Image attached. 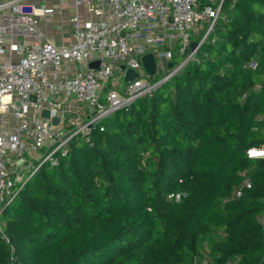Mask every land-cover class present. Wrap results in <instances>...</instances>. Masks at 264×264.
<instances>
[{
	"label": "trees",
	"instance_id": "1",
	"mask_svg": "<svg viewBox=\"0 0 264 264\" xmlns=\"http://www.w3.org/2000/svg\"><path fill=\"white\" fill-rule=\"evenodd\" d=\"M222 15L182 72L40 166L0 264H264V0Z\"/></svg>",
	"mask_w": 264,
	"mask_h": 264
},
{
	"label": "built area",
	"instance_id": "2",
	"mask_svg": "<svg viewBox=\"0 0 264 264\" xmlns=\"http://www.w3.org/2000/svg\"><path fill=\"white\" fill-rule=\"evenodd\" d=\"M72 1L73 41L62 45L43 39L42 7L0 3V57L19 55L0 62V233L6 241L1 215L40 166L57 163L74 138L90 142L105 118L182 72L217 22L226 20L224 0ZM192 41L198 42L194 49ZM148 54L155 59L153 74L143 63ZM95 61L98 68L91 67ZM128 69L138 76L127 80Z\"/></svg>",
	"mask_w": 264,
	"mask_h": 264
},
{
	"label": "crops",
	"instance_id": "3",
	"mask_svg": "<svg viewBox=\"0 0 264 264\" xmlns=\"http://www.w3.org/2000/svg\"><path fill=\"white\" fill-rule=\"evenodd\" d=\"M9 0H0V3ZM34 4L37 8H43L38 16L39 31L44 40H49L56 45L69 44L73 41L71 18L75 12L72 0H20ZM8 10V9H7ZM81 18L86 17L84 10L80 12ZM18 54H6L0 57V62L17 61Z\"/></svg>",
	"mask_w": 264,
	"mask_h": 264
},
{
	"label": "water",
	"instance_id": "4",
	"mask_svg": "<svg viewBox=\"0 0 264 264\" xmlns=\"http://www.w3.org/2000/svg\"><path fill=\"white\" fill-rule=\"evenodd\" d=\"M197 45H198L197 41H192L191 42V48L192 49L196 48ZM143 63H144V66H145L146 70L150 74H153L154 73V69H155V59H154L153 55L152 54H148V55L144 56L143 57ZM98 65H99V61H95V62L91 63V67H94V68H98ZM137 76H138V73L135 72L132 69H128L127 72H126V79L127 80H132L133 78H135ZM42 115L44 117H46V118H49V116H50L49 110L44 109L42 111ZM53 122L54 123H58L59 122V118L58 117H54L53 118Z\"/></svg>",
	"mask_w": 264,
	"mask_h": 264
},
{
	"label": "rangeland",
	"instance_id": "5",
	"mask_svg": "<svg viewBox=\"0 0 264 264\" xmlns=\"http://www.w3.org/2000/svg\"><path fill=\"white\" fill-rule=\"evenodd\" d=\"M199 2H200V1H199ZM199 4H201V3H199ZM206 51H207V50H205V52H206ZM158 78H160V76H155V77L153 78V80H157ZM104 96H105V95H104ZM102 101H103V102L105 101V98H104V97L102 98ZM252 152H256V153H264V146H260V147L252 148V149H250L249 152H248V154H249L250 157H258V156L264 157V155H256V156H253V155H251Z\"/></svg>",
	"mask_w": 264,
	"mask_h": 264
},
{
	"label": "snow or ice",
	"instance_id": "6",
	"mask_svg": "<svg viewBox=\"0 0 264 264\" xmlns=\"http://www.w3.org/2000/svg\"><path fill=\"white\" fill-rule=\"evenodd\" d=\"M251 155L256 156V155H264V153H256V152H252Z\"/></svg>",
	"mask_w": 264,
	"mask_h": 264
}]
</instances>
